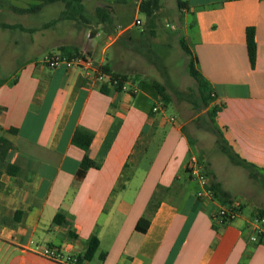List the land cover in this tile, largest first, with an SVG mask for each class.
I'll use <instances>...</instances> for the list:
<instances>
[{"label": "crops", "instance_id": "0c3cea01", "mask_svg": "<svg viewBox=\"0 0 264 264\" xmlns=\"http://www.w3.org/2000/svg\"><path fill=\"white\" fill-rule=\"evenodd\" d=\"M31 1L0 0V12L15 15L0 23L33 29L0 26V36L20 32L10 37V51L0 47V264H65L33 247L51 245L64 257L75 256L94 234L98 248L82 264H264V240L250 239L256 211L242 208L221 221L213 219L221 201L196 196L200 183L190 158L204 159L186 131L188 117L175 108L168 112L169 103L153 112L159 95L142 77L129 76L117 89L93 70L42 64L44 52L63 45L66 38L58 34L73 19L44 27L64 2ZM119 2L99 0L106 5L105 20L95 15L99 30L78 49L98 65L126 73L113 46L119 32L111 29L125 5L115 7ZM172 2L198 70L225 103L216 116L224 138L264 167V0H180L181 7ZM46 10L50 14L43 16ZM247 27L255 32L253 66ZM123 56L128 60L130 54ZM78 129L90 134L84 148L72 141ZM85 155L96 166L79 174ZM208 169L229 191L211 164ZM57 214L64 222L53 220ZM141 219L147 221L144 231L136 228Z\"/></svg>", "mask_w": 264, "mask_h": 264}, {"label": "rangeland", "instance_id": "374dc122", "mask_svg": "<svg viewBox=\"0 0 264 264\" xmlns=\"http://www.w3.org/2000/svg\"><path fill=\"white\" fill-rule=\"evenodd\" d=\"M3 1L6 3H32L31 0ZM123 2H125L124 7H120L116 12L119 25H114L111 29L114 34L119 32L113 46L117 54L120 53L121 55L120 64L122 67L124 64L126 65V73L130 77H142V79L148 81L157 80L165 83L172 97L168 104V112L173 111L175 108L188 117L186 131L194 138L200 154L203 156L204 168L207 163L208 167L210 164L212 168L214 167L233 199L239 201L244 213H249L253 209L257 211L258 208L264 210V189L258 181L249 178L245 168L232 164L219 150L214 134L198 126L199 121L197 122L196 119L198 115H203L205 110L199 112L193 108L185 97H179L172 92L173 90H179L186 93V91L194 92L196 90L194 80L186 71L187 57L178 44L179 37L185 38L186 32L177 19L179 10L176 5L172 0H160V8L157 10L154 20L155 34L150 36L145 25L144 15L138 9L136 13L138 0H120L119 3H114V6H120ZM83 4L84 19L69 20L65 26V34H58L66 38L64 43H61L63 45H54L44 54L65 51L61 47H68L78 54H88L78 48L82 43L90 41L95 36L94 33L99 30L98 27L96 28L98 19L94 11L96 5L99 6V0H83ZM42 14L47 16L50 11L46 10ZM14 16L12 12L2 11L0 12V22L3 20L12 22L15 20ZM137 19L140 24L136 23ZM57 30L56 27L52 31L57 33ZM142 31L144 33H141ZM19 33V31L12 29L4 31L0 36V47L3 50L10 51L12 48L8 44L10 37H15ZM67 43L68 45H66ZM108 51H113V47ZM126 52L130 54L128 60L123 56ZM148 81H145V83H149Z\"/></svg>", "mask_w": 264, "mask_h": 264}, {"label": "trees", "instance_id": "16d2710c", "mask_svg": "<svg viewBox=\"0 0 264 264\" xmlns=\"http://www.w3.org/2000/svg\"><path fill=\"white\" fill-rule=\"evenodd\" d=\"M54 0H44V3H48ZM64 2V9L60 13V15L56 18H53L49 22L44 24V27L51 26L59 19H73L77 20L83 11V3L82 0H62ZM178 7L182 6L180 0H177ZM106 5L97 6L95 15L102 20H105L107 15V11L105 9ZM160 7V0H140L138 5V11L144 15L145 18V25L148 28L149 35H154V27H155V15L157 10ZM21 11L24 9H20ZM2 27H12V28H20L22 30L32 31V28H25L21 24H7V23H0ZM141 33H144L143 31ZM254 28L247 27L245 30V42L247 48V54L249 58V62L251 66L254 65L255 62V55H256V42L254 37ZM178 44L186 55V71L188 75L194 80L196 85V90L193 92L186 91H179L173 90L172 92L179 97H185V99L193 106V108L197 109L199 112L200 110H205L203 115H198L197 124L199 127L203 128L214 134L215 142L217 143L219 150L223 153L227 159L236 166H241L246 169L248 177L254 180H257L261 187L264 189V167H261L255 164L252 161H249L245 157H243L228 141L224 138V126L221 127L217 124L216 116L219 111H221L225 107V103L217 100V96L213 91L210 83L203 77L200 71L197 68V61L196 58L193 56L192 51L187 44L184 37H179ZM67 53H75L68 47H61ZM102 71L110 76V77H119L121 83L125 81L129 75L125 72H117L111 71L110 67L106 64L101 66ZM151 83L155 87L159 98L162 100L163 105L166 106L172 97L171 93L168 91V87L165 83H161L157 80H152ZM117 89L120 88V85L116 87ZM103 91H107V87L103 85ZM191 90V89H188ZM185 95V96H184ZM198 112V113H199ZM90 139V134L86 131L78 129L74 132L72 136V141L74 144L84 148ZM1 145H0V157H1ZM96 166V163L88 158L86 155L82 158L79 164L78 173L83 174L89 167ZM206 173L211 176V189L213 191L214 198H217L221 201V203L229 202L233 199V196L229 191L222 187L220 181L216 179L215 174L208 169V163L206 164ZM257 211L259 213H263L264 210L262 208H258ZM55 222H64V219L59 215H55L53 218ZM143 222V224H142ZM146 220L141 219L137 222L136 228L137 230L144 231L146 228ZM99 245V239L94 234L88 240L87 246L82 254H78L72 256L73 264H82L84 261L90 260L93 255L95 254ZM101 257L104 254L100 255Z\"/></svg>", "mask_w": 264, "mask_h": 264}, {"label": "built area", "instance_id": "2783aa9c", "mask_svg": "<svg viewBox=\"0 0 264 264\" xmlns=\"http://www.w3.org/2000/svg\"><path fill=\"white\" fill-rule=\"evenodd\" d=\"M137 24L140 21L136 20ZM40 62L47 67H56L60 64H64L66 67L80 66L85 70H93L95 72L96 78L105 83L108 86L120 87L125 86V81L121 83L119 77H110L106 75L102 69L101 65H98L94 58L88 54H78V53H67L65 51H57L46 53L42 56ZM151 110L153 112L164 110L163 102L158 98L152 105ZM192 171L197 177L200 187L196 191V196L198 198H214L213 191L209 184V181L204 173V168L202 161L199 160L196 154L192 155L190 158ZM241 206L239 201L232 199L229 202L221 203L220 206L213 213V219H219L221 221H229L237 217L241 213ZM254 220V232L250 236V239L254 242H259L264 240V212L259 213L256 211L253 216ZM33 251L56 262H61L65 264H73L72 256L64 257L60 250L51 245H35Z\"/></svg>", "mask_w": 264, "mask_h": 264}]
</instances>
